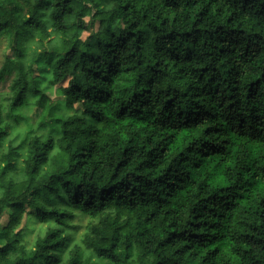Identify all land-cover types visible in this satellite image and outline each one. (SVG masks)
<instances>
[{"label": "trees", "instance_id": "16d2710c", "mask_svg": "<svg viewBox=\"0 0 264 264\" xmlns=\"http://www.w3.org/2000/svg\"><path fill=\"white\" fill-rule=\"evenodd\" d=\"M90 1L0 0L18 58L59 38L33 63L71 112L0 153V264H264V0ZM8 64L9 110L46 108ZM26 214L47 225L30 247Z\"/></svg>", "mask_w": 264, "mask_h": 264}, {"label": "rangeland", "instance_id": "374dc122", "mask_svg": "<svg viewBox=\"0 0 264 264\" xmlns=\"http://www.w3.org/2000/svg\"><path fill=\"white\" fill-rule=\"evenodd\" d=\"M19 1L23 6V14H25L28 8L27 0ZM79 1L86 6L92 7L94 5L90 0ZM102 8L103 5L98 7V10H101ZM90 20L91 17L86 16L83 19L84 24L90 23ZM69 23H71V21H69ZM93 23L92 31H96L99 23L97 21ZM47 30L50 32L52 28L48 25ZM87 35L88 33L84 32L82 38H85ZM58 39L59 38H57V35L54 33L43 42H40L38 38H33L31 40L28 39L23 44L25 56L18 58L17 53L11 51L8 37H0V104L4 108V124L7 126L6 138L2 143L0 153L6 152L9 147H17L23 152V149L20 147L27 141L28 136H45L58 133V127L51 126L52 118L48 115L49 113L47 114L49 109L54 117L58 114L64 116L71 114V112L64 107V97L61 93L56 88H49V75L41 72L40 68H37L33 63V59L37 56H42L56 48L59 45ZM9 60L16 64L18 61H21L26 71L32 66V76L38 80L39 87L43 90L44 94L49 97L50 102H48L46 108L40 109L36 104V100L30 98L24 106L14 111L9 110V105L13 98L11 87L16 77L15 70H13L11 64H8ZM8 68L11 69L10 72L6 71ZM89 220L90 219L87 216L78 213L70 222L72 226L70 235L74 242H77L82 236ZM6 221L7 215H4L1 222L4 224ZM46 228V224L31 220V217L26 214L20 225V229L23 231V243L28 247L32 246L36 238L42 234Z\"/></svg>", "mask_w": 264, "mask_h": 264}]
</instances>
